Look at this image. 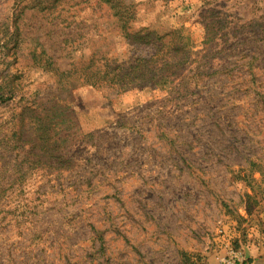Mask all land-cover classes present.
<instances>
[{"label":"rangeland","instance_id":"374dc122","mask_svg":"<svg viewBox=\"0 0 264 264\" xmlns=\"http://www.w3.org/2000/svg\"><path fill=\"white\" fill-rule=\"evenodd\" d=\"M123 2L168 84L87 83L140 52L103 0H0V264H264V0Z\"/></svg>","mask_w":264,"mask_h":264},{"label":"trees","instance_id":"16d2710c","mask_svg":"<svg viewBox=\"0 0 264 264\" xmlns=\"http://www.w3.org/2000/svg\"><path fill=\"white\" fill-rule=\"evenodd\" d=\"M103 1L110 5L125 40L140 52L123 60L108 54L98 58L92 56L80 69L87 83L97 87L106 86L110 94H118L135 86L168 84L176 73L173 68L189 55L188 39L178 29L164 33L148 27L135 30L132 28L135 12L130 5L125 4L123 0ZM52 62L50 58L47 59L49 66H52ZM14 90L15 88L11 87L8 94L0 93V100L12 98ZM48 127L44 125L42 129L46 134Z\"/></svg>","mask_w":264,"mask_h":264},{"label":"built area","instance_id":"2783aa9c","mask_svg":"<svg viewBox=\"0 0 264 264\" xmlns=\"http://www.w3.org/2000/svg\"><path fill=\"white\" fill-rule=\"evenodd\" d=\"M223 264H236V261L234 259H232V258H229V259H225L224 258Z\"/></svg>","mask_w":264,"mask_h":264}]
</instances>
